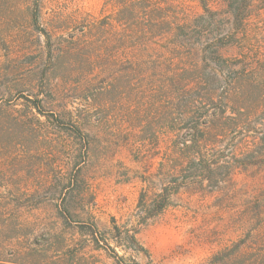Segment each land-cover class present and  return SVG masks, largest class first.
I'll list each match as a JSON object with an SVG mask.
<instances>
[{
  "label": "rangeland",
  "instance_id": "obj_1",
  "mask_svg": "<svg viewBox=\"0 0 264 264\" xmlns=\"http://www.w3.org/2000/svg\"><path fill=\"white\" fill-rule=\"evenodd\" d=\"M36 1L0 0V264H262L264 163L170 194V120L183 116L161 47L120 50L90 28L123 0ZM231 1L225 54L248 61L261 102L264 0Z\"/></svg>",
  "mask_w": 264,
  "mask_h": 264
},
{
  "label": "trees",
  "instance_id": "obj_2",
  "mask_svg": "<svg viewBox=\"0 0 264 264\" xmlns=\"http://www.w3.org/2000/svg\"><path fill=\"white\" fill-rule=\"evenodd\" d=\"M196 1L199 10L190 12L176 0H123L118 18L106 16L88 23L92 30L101 26L120 50L161 47L159 63L166 69L169 103L182 102L183 116L172 115L170 120L171 127L180 130L170 137L165 156L164 178L169 185L165 190L171 189L170 194L185 187L220 188L237 171L258 161L264 163V94L261 102L251 100L260 87L251 77L252 69L246 68L248 61L225 54L232 33L229 15L220 17V12L237 8L231 0H225L221 9L211 6L210 0ZM219 24H224L221 29ZM143 63L147 61H138ZM259 106L261 128L255 127L257 120H253ZM150 193L142 192L139 207L153 200ZM132 237L136 241V236Z\"/></svg>",
  "mask_w": 264,
  "mask_h": 264
}]
</instances>
